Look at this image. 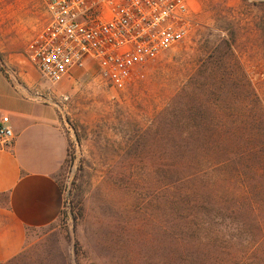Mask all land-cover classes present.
<instances>
[{"label": "rangeland", "instance_id": "374dc122", "mask_svg": "<svg viewBox=\"0 0 264 264\" xmlns=\"http://www.w3.org/2000/svg\"><path fill=\"white\" fill-rule=\"evenodd\" d=\"M190 6L189 35L117 87L96 68L79 66L56 84L47 81L25 54L43 26L41 1L0 0V70L24 66L34 93L58 108L68 138L56 173L65 197L60 216L31 231L26 248L0 264H264V248L205 202L206 190L164 188V147L174 124L164 110L174 97L181 93L178 121L199 104L234 105L215 98L235 91L236 55L264 106V0ZM243 178L256 199L253 173L245 169ZM230 186H239L235 178ZM258 213L264 227V201ZM245 217L254 218L249 208Z\"/></svg>", "mask_w": 264, "mask_h": 264}, {"label": "built area", "instance_id": "2783aa9c", "mask_svg": "<svg viewBox=\"0 0 264 264\" xmlns=\"http://www.w3.org/2000/svg\"><path fill=\"white\" fill-rule=\"evenodd\" d=\"M43 26L28 42V62L52 84L76 66L96 68L125 87L136 70L183 41L194 17L190 0H40ZM15 137L10 116L0 119V143Z\"/></svg>", "mask_w": 264, "mask_h": 264}, {"label": "trees", "instance_id": "16d2710c", "mask_svg": "<svg viewBox=\"0 0 264 264\" xmlns=\"http://www.w3.org/2000/svg\"><path fill=\"white\" fill-rule=\"evenodd\" d=\"M234 69L240 75L233 82L235 91L228 96L221 91L215 98L220 102L229 98L231 107L221 109L213 102L216 107L206 109L199 104L178 121L174 105L180 93L164 110V117L174 123L168 129L170 145L164 147V188L202 187L204 201L222 217L238 222L262 251L264 227L258 211L264 201V106L236 55ZM221 81L227 80L221 77ZM245 169L255 177L256 199L249 197ZM233 178L239 185L236 189L230 186ZM248 208L252 221H246Z\"/></svg>", "mask_w": 264, "mask_h": 264}, {"label": "crops", "instance_id": "0c3cea01", "mask_svg": "<svg viewBox=\"0 0 264 264\" xmlns=\"http://www.w3.org/2000/svg\"><path fill=\"white\" fill-rule=\"evenodd\" d=\"M24 66L0 70V119L10 116L15 137L0 143V262L19 255L34 229L57 221L65 203L56 179L68 153L58 108L34 93Z\"/></svg>", "mask_w": 264, "mask_h": 264}]
</instances>
